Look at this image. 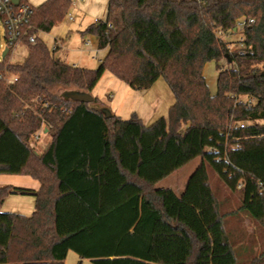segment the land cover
<instances>
[{"label":"trees","instance_id":"16d2710c","mask_svg":"<svg viewBox=\"0 0 264 264\" xmlns=\"http://www.w3.org/2000/svg\"><path fill=\"white\" fill-rule=\"evenodd\" d=\"M71 4L46 0L31 22L48 33ZM130 12L147 25L134 27ZM241 18L254 22L233 49L222 35L239 33ZM154 28L171 50L164 66L140 40ZM83 34L109 54L128 34L150 61L129 85L147 90L164 77L174 102L167 119L146 126L98 97L75 101L54 90L90 93L104 63L81 67L42 40L28 45L10 66L18 80H0V174L29 175L41 187L0 186V264H64L70 251L95 264H240L228 219L245 213L264 225V0H108L105 20ZM242 45L251 51L238 53ZM211 61L215 94L204 74ZM43 121L51 141L38 153L30 140ZM186 150L200 162L183 192L157 187L187 162L176 153ZM210 170L238 196L236 211H223ZM13 194L36 198L31 215L2 211ZM248 264H264V248Z\"/></svg>","mask_w":264,"mask_h":264},{"label":"rangeland","instance_id":"374dc122","mask_svg":"<svg viewBox=\"0 0 264 264\" xmlns=\"http://www.w3.org/2000/svg\"><path fill=\"white\" fill-rule=\"evenodd\" d=\"M30 4L36 6L37 3L35 0H28ZM94 0H72V4L68 9V12L64 19L56 25L52 31L44 32L40 35L41 40L48 46L51 47L54 39L58 38L63 41L64 50L68 49V56H65L67 61L70 63L77 62L84 54L78 49L80 47V33L85 31L88 25L91 22H94L95 17L105 20L106 18V9L108 8V0H97L96 7H94ZM80 5H84L81 7ZM37 7V6H36ZM92 7V8H91ZM94 8V10H93ZM105 12V16H103ZM101 13V16L97 15ZM73 17L74 19H71ZM97 17V18H98ZM95 44H97V37L94 35L87 34ZM241 37V33H236L234 35L223 34L222 38L225 40L231 41V46L234 48L238 47V38ZM0 42L2 46H5V37L3 28H0ZM82 42V40H81ZM88 46V47H87ZM85 48H91L90 45H86ZM61 51V50H60ZM58 54H64L62 50ZM108 52V51H107ZM107 52L101 51L98 55V58H92V53L86 51L85 57L89 58L91 61L90 66L92 68H98L101 65V62L104 60ZM28 55V48L23 46H18L14 50L13 61L16 63H22ZM221 65H226V62L222 60ZM204 74L208 83L209 90L211 94H215L217 91V77H218V68L216 62L211 61L205 65ZM164 77L159 78L158 80L163 81ZM166 80V79H165ZM164 80V81H165ZM160 85V84H158ZM114 88V87H113ZM107 89L105 86V79L98 85L97 94H102V98L105 101V107L110 108L112 103V94L116 92V89ZM158 90H149V92H143L144 95L134 96L131 100L128 101V107H125L123 111L124 117H127L132 111H137L143 118L142 122L149 124L152 118L156 116H163L167 119L169 108L174 102V94L169 86ZM70 89L58 87L54 90L55 93L60 95H65L66 92H70ZM91 93V92H90ZM124 101V100H123ZM94 106L100 107V104H95ZM141 118V119H142ZM51 136L42 134L40 140L37 144L34 145L36 151L43 150L45 143L50 140ZM44 144V145H43ZM176 153L185 159L187 162L183 166L175 169L165 178L161 179L155 185L157 187H168L174 188L178 192L185 186L187 177L192 173L196 166L200 162V157H191L189 150ZM210 177L213 185L215 186L217 193L221 200L226 201L224 203L223 211H236L239 206V198L237 195L229 191L220 181L216 173L210 170ZM30 179V178H29ZM172 188V189H173ZM228 229L234 234L238 244V255L240 264H248L250 259L254 256H258L264 248V225L252 219L247 214L243 213L238 218H230L227 221ZM64 264H95L91 259H80L78 254L74 251H70Z\"/></svg>","mask_w":264,"mask_h":264},{"label":"crops","instance_id":"0c3cea01","mask_svg":"<svg viewBox=\"0 0 264 264\" xmlns=\"http://www.w3.org/2000/svg\"><path fill=\"white\" fill-rule=\"evenodd\" d=\"M44 1L46 0H35V2L37 3L36 6L41 5ZM94 1H96V2H93L94 7H96L95 3H97V0H94ZM80 6L83 7L84 5H80ZM106 14H107V9H106ZM97 15L101 16V13ZM103 16H105V12H103ZM97 17L94 18V22L99 19V17L98 18ZM70 18L74 19L73 17H70ZM129 18L131 19L133 26L136 28H143L147 25L146 20H144L138 14H135L133 12L129 13ZM94 22H91L89 25H91ZM80 35H81L80 47L78 49H80L84 55L77 62H74L71 64L81 66V67H86V68H92V66H90V62L92 60L89 61L90 59L85 57L86 51L88 53L93 54L92 58H98L99 53L101 51L107 52L108 48L99 49L97 47V44H95L90 38H87L88 35H84L83 32H81ZM140 40L145 45L146 49L150 53L155 55L163 66L167 63L169 57L171 56V50L162 43L160 39L159 30L157 28H154L150 31H146L143 34H141ZM87 41L91 42V45H90L91 48H85ZM63 51L65 52V56H68V49L67 50L63 49ZM102 62L104 63V71L102 75L100 76V78L98 79L95 87L91 91V94L94 97H98L100 100L104 101L102 98V94H97V87L105 79V86L107 89H112L113 87L116 89V92H113L112 97H111L113 105H111L110 110L114 112L116 115L121 116L123 119H129L134 112L139 116L140 119L142 118V116L135 110L132 111L127 117L123 116L124 115L123 113H125L123 111L128 110V108L127 110H124L125 107H128V104H129L128 101L134 98V96L136 97V95H140L141 97H143L144 95L143 92L147 93L149 92V90L157 91L158 86H159V89L165 88L166 90L167 86H169L168 82L165 79H163V81L157 80L155 84H153L150 88H148L147 90H142V91L135 90L129 85V79H135V77L145 72L150 65V61L129 40L128 34H124L119 44L110 54L109 52H107ZM162 118L163 116H159V117L156 116L155 118L151 119V122H149V124H146V123L144 124L146 126H151L156 121ZM141 120H143V118ZM46 135H49V134L46 132ZM50 141H51V138L50 140L47 141V143H45V145L43 144L44 145L43 150L46 149ZM43 150L41 151L39 150L37 152L41 153ZM187 179H186V182H187ZM186 182H185V186H186ZM8 184L18 186V187L35 189V190H38L41 187L40 181H38L37 179L29 175L0 174V186L8 185ZM184 188H182L180 192H178L174 188L173 190L177 192L178 194H180L183 192ZM35 204H36V198L32 195L13 194L6 198L1 209L3 212H12V213H18L22 215H31L33 211L35 210Z\"/></svg>","mask_w":264,"mask_h":264},{"label":"built area","instance_id":"2783aa9c","mask_svg":"<svg viewBox=\"0 0 264 264\" xmlns=\"http://www.w3.org/2000/svg\"><path fill=\"white\" fill-rule=\"evenodd\" d=\"M196 2H205V0H195ZM35 6L28 1L19 0L16 3L14 0H0V28H3L5 37V46L0 42V80H2L8 87L18 80V75L14 73L10 66L13 63L14 50L18 46L36 45L40 40V35L44 33L43 30L37 28L32 24V16ZM254 22L253 18H241L237 22L239 32L243 31L245 26ZM221 35V31L218 32ZM242 41L243 38L241 37ZM86 45H91L90 41ZM51 51H60L64 49V44L61 39L55 38L51 47ZM238 53L245 54L250 52V48H244L242 45ZM245 124H241L243 127ZM52 126L43 121L40 129L31 137V144L38 143L42 134L48 133ZM35 148V147H34ZM36 150V149H35Z\"/></svg>","mask_w":264,"mask_h":264},{"label":"water","instance_id":"95a60500","mask_svg":"<svg viewBox=\"0 0 264 264\" xmlns=\"http://www.w3.org/2000/svg\"><path fill=\"white\" fill-rule=\"evenodd\" d=\"M16 3L19 2V0H14ZM65 96L68 98H71L75 101H79V102H85V103H90L93 102L95 97L88 92H82V91H70V92H66ZM107 116H110V112H107Z\"/></svg>","mask_w":264,"mask_h":264}]
</instances>
